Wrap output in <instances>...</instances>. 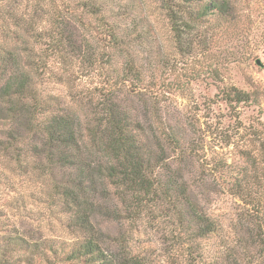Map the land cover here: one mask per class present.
<instances>
[{
  "label": "trees",
  "instance_id": "16d2710c",
  "mask_svg": "<svg viewBox=\"0 0 264 264\" xmlns=\"http://www.w3.org/2000/svg\"><path fill=\"white\" fill-rule=\"evenodd\" d=\"M160 1L179 51L211 21L235 26L242 21L244 27L250 21L249 15L241 18L237 0ZM93 5L83 0H16L8 11L0 8V122L16 129V141L6 134L7 145L1 142L0 153L16 144L15 161L20 165L18 146L30 144L48 169L70 172L56 194L73 206L74 226L84 233L70 243L30 244L16 235V229L7 237L2 234L9 225L1 221L0 211V264H50L51 259L145 264L142 253H133L126 237L119 243V253L111 256L102 249L91 223L97 213L116 220L126 217L137 228L149 214L160 213L171 221L169 233L186 246L193 264H264V127L252 131L248 149L241 151L244 167L231 172V164L225 167L227 195L252 207L239 219L209 211V202L195 194L183 165L195 160L198 151L186 144L182 131L162 122L157 109L160 91L154 80L145 81L144 68L130 50L133 45L125 40L129 30L100 24L93 40L82 39L83 15L100 14ZM7 20L12 25L3 23ZM76 59L90 65L105 61L114 73L112 89L98 97L99 118L94 121L82 122L79 110L69 103L58 109L46 91L54 75L53 62L70 66ZM63 75L56 80L68 83L69 75L66 81ZM220 93V101L230 108L257 104L255 92L230 86ZM4 182L0 172V185ZM111 190L121 203L107 207L99 195L108 196ZM252 211H260V217Z\"/></svg>",
  "mask_w": 264,
  "mask_h": 264
},
{
  "label": "rangeland",
  "instance_id": "374dc122",
  "mask_svg": "<svg viewBox=\"0 0 264 264\" xmlns=\"http://www.w3.org/2000/svg\"><path fill=\"white\" fill-rule=\"evenodd\" d=\"M83 1L94 4L93 9L100 14L95 18L83 15L85 27L79 31L82 39L93 40L91 35L100 24H117L129 30L125 40L134 46L130 50L144 68L145 81L154 80L160 91L157 109L161 110L162 122L182 131L186 144L198 151L195 160L183 164L195 194L209 202V211L225 217L231 214L235 219L244 217L252 205L227 195L229 174L225 167L232 165L228 172L244 167L240 153L248 149L252 131L264 127V1L237 0L241 18L250 16L246 27L242 21L236 26L211 21L193 33L192 44L183 45L182 51L172 43L160 0ZM13 6L16 0H0L1 9L8 11ZM3 23L12 25L10 20ZM51 70L54 75L45 86L51 103L58 109L71 104L79 110L82 122L98 119V97L113 87L114 73L109 64L103 61L90 65L76 59L70 66L53 62ZM61 73L65 81L69 75L68 83L56 80ZM230 86L257 93V104L228 107L220 101V92ZM7 127L0 122V152L6 134L16 141V129ZM18 149L27 158L21 155L20 165L15 161L16 144L8 156H4L8 152L0 153V172L5 178V184L0 185L1 221L9 225V231L2 234L7 237L16 229V235L30 244L45 240L70 243L82 237L84 233L73 223V206L56 194L70 172L61 167L48 169L30 144L19 145ZM167 153L171 156V150ZM110 192L108 196L99 195L100 203L107 207L120 202L115 192ZM252 214L260 217L261 212ZM111 219L98 213L91 218L95 238L111 256L119 253V243L126 237L133 253H142L145 264H193L186 246L181 247L169 233L171 221L160 213L146 216L136 224L138 228L126 217ZM50 264L81 263L51 259Z\"/></svg>",
  "mask_w": 264,
  "mask_h": 264
}]
</instances>
